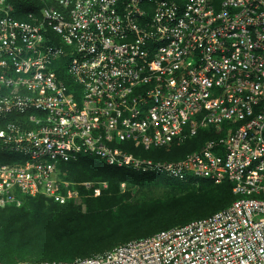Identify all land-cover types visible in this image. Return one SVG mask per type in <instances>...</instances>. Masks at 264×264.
<instances>
[{"label":"built area","instance_id":"2783aa9c","mask_svg":"<svg viewBox=\"0 0 264 264\" xmlns=\"http://www.w3.org/2000/svg\"><path fill=\"white\" fill-rule=\"evenodd\" d=\"M50 1L19 18L0 0V119L21 115L0 129V146L17 154L0 163V208L23 196L76 199L92 182L58 173L85 156L227 181L237 198L102 254L14 264H264V0ZM209 127L215 138L175 160L119 147L168 149Z\"/></svg>","mask_w":264,"mask_h":264},{"label":"trees","instance_id":"16d2710c","mask_svg":"<svg viewBox=\"0 0 264 264\" xmlns=\"http://www.w3.org/2000/svg\"><path fill=\"white\" fill-rule=\"evenodd\" d=\"M8 2L13 5L15 14L19 18H25L28 12L38 13L40 8L52 4L50 0H8ZM6 92L7 89L0 88V95ZM19 116L21 115L15 114L7 116L4 120L0 119V129L4 128L6 120H14ZM216 136L212 127L200 128L194 136L181 143H174L168 149L144 150L141 146H134L129 141L120 143L119 147L135 156H145L156 160H175L182 158L190 151L199 149L204 141ZM16 159L17 154L9 152L5 146H0V163H9ZM60 170L61 173L65 172L66 179L69 181L105 182L106 187H99L97 183L88 188L80 185L78 186L79 196L64 204L54 202L43 195H37L21 197L19 206L12 204L0 208L1 264L17 263L3 261L2 254L16 256L18 252L31 249L45 251L51 245H57V249L63 253L57 256L59 257L57 261L71 263L74 261L71 252L78 247L88 250L109 238H112L111 242L120 245L139 238L134 237L141 233V229L151 228L147 231L150 233L142 236L146 237L162 229L181 226L191 220L208 217L237 198L232 193V184L227 181L214 183L209 180L190 179L189 182L199 183V187L203 190L200 194L192 192L179 197L174 196L169 200L131 201L133 191L131 189L121 191V183L140 187H180L188 182L165 175L138 173L127 167L108 166L98 157L90 156L61 163ZM196 208L206 211L202 212L203 215L188 221L183 220L190 218L189 214L184 218H176ZM165 221L170 222L171 226L167 227ZM158 223H161L159 227L162 229L156 231L158 226L153 225ZM7 259L11 260L9 257Z\"/></svg>","mask_w":264,"mask_h":264},{"label":"rangeland","instance_id":"374dc122","mask_svg":"<svg viewBox=\"0 0 264 264\" xmlns=\"http://www.w3.org/2000/svg\"><path fill=\"white\" fill-rule=\"evenodd\" d=\"M60 71V78L63 79L66 87H67V92L70 93L71 95H73V97H78L80 95V91H81V86L76 83L66 72V69L64 68L63 65H61L58 69ZM58 175L60 177H62V180L68 182L69 184L72 181H69L66 179L65 176V172L58 173ZM83 182H92V184H96L99 187H106V183L105 182H93V181H83ZM83 182H78V184H81ZM188 182L185 185H182L180 187H163V186H157V187H140V186H132V185H127L125 183H121L120 184V190L121 191H125L128 189H131L133 191V195H132V199L131 201H151V200H156V199H160V200H169L170 198L176 196H183L187 193H194V194H200L203 190H201V188L199 187V183L197 182ZM72 183H77V182H72ZM212 187V186H210ZM73 200V199H70ZM69 200V201H70ZM206 211V210H205ZM204 210L201 211L200 209L196 208L193 211L187 212L185 214L179 215L176 218H184L185 215L189 214L188 216H190V218H187L183 221H188L194 217H198L201 216L202 212H205ZM200 214V215H199ZM203 215V214H202ZM176 218L174 220H176ZM166 226L169 227L170 222L165 221ZM161 223H158L156 225L153 226H158V228L156 229V231L158 229H162L161 227H159ZM166 228V227H163ZM151 228H143L141 229V233L138 234L136 237L142 238V236H144L146 233H150L147 232L148 230H150ZM152 232V231H151ZM147 235V234H146ZM119 238V237H117ZM137 239V238H136ZM110 240H112V238H109L107 240H104L98 244H95L93 247L89 248L88 250L82 249L83 247H78V249H73L71 252V256L73 257V260L75 261L76 258L79 259V257L81 256H86V255H92V254H102L106 251H108V249L117 246L118 243L116 242H111ZM57 245H51V247L45 251H41V250H28L25 252H18L16 256H10V255H3L2 260L5 262H32V261H36V260H53L55 261L56 259H58L60 255V251L57 249ZM6 253V252H5ZM63 254V253H61ZM1 256V255H0ZM7 257H9L11 260H8ZM57 261V260H56ZM61 262V261H59Z\"/></svg>","mask_w":264,"mask_h":264}]
</instances>
